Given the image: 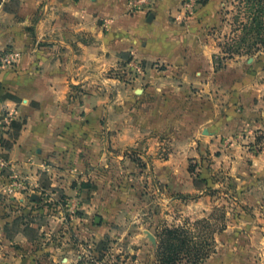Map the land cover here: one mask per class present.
I'll return each mask as SVG.
<instances>
[{
	"label": "rangeland",
	"instance_id": "rangeland-1",
	"mask_svg": "<svg viewBox=\"0 0 264 264\" xmlns=\"http://www.w3.org/2000/svg\"><path fill=\"white\" fill-rule=\"evenodd\" d=\"M128 1L132 10L150 15L166 9L159 33L172 31V56L181 63L131 61L123 70L107 71V78H120L122 93L114 113L102 117V126L127 127L131 137L128 144H116L114 131L103 129L99 161L49 160L32 178L0 168L5 178L0 264H161L158 240L165 229L176 227L192 234L202 230L198 237L205 238L215 231V252L202 264H238L230 255L236 251V228L227 238L219 229L228 214L237 218L244 186L229 169L200 178V163L189 150L190 142L195 146L192 137L205 138L213 121L222 128L233 123L230 135L222 138L246 147V166L260 150L264 132L255 140V131L247 129L251 93L256 91L254 103L264 109L263 90L252 88L254 80L264 79V47L256 44L253 20L257 6L253 0H170L168 8L161 0ZM199 117L207 126L193 136ZM208 158L200 155L201 162ZM172 169H186L215 205L203 213L189 212L186 205L197 193L169 187L180 180L172 177ZM202 220L209 228L196 224ZM186 259L175 264H188Z\"/></svg>",
	"mask_w": 264,
	"mask_h": 264
},
{
	"label": "crops",
	"instance_id": "crops-1",
	"mask_svg": "<svg viewBox=\"0 0 264 264\" xmlns=\"http://www.w3.org/2000/svg\"><path fill=\"white\" fill-rule=\"evenodd\" d=\"M161 2L171 6L170 0ZM165 12L132 10L128 0H0V119L8 121L6 159L11 175L32 178L47 161H68L69 156L99 161L103 129L114 131L116 144L129 143L130 129L112 123L104 128L101 123L102 117L114 113L122 93L120 78H107V71L123 70L131 61L181 63L172 56V31L159 33ZM8 54L12 57L5 61ZM254 81L253 91L264 94V79ZM250 96L254 107L247 115V129L255 131L257 140L264 132V109L254 103L256 91ZM206 124L196 119L192 135ZM232 124L222 128L213 121L205 138L192 137L195 146L190 142L189 157L198 158L200 178L229 169L235 182L243 184L237 218L229 219L228 214L220 234L227 238L236 228V251L230 255L238 264H264V141L246 166V147L222 138ZM202 153L209 157L204 162ZM186 169L170 171L180 180L169 182V187L197 193L186 209L203 213L216 202L195 187ZM3 179L0 175V190Z\"/></svg>",
	"mask_w": 264,
	"mask_h": 264
},
{
	"label": "trees",
	"instance_id": "trees-1",
	"mask_svg": "<svg viewBox=\"0 0 264 264\" xmlns=\"http://www.w3.org/2000/svg\"><path fill=\"white\" fill-rule=\"evenodd\" d=\"M206 1V0H204ZM249 1V0H248ZM259 13L254 17L255 27L257 30V46L264 47V0H253ZM258 47V48H259ZM7 148L9 145L7 141H4ZM194 185L197 188V184L194 181ZM197 225H202L203 228H209V224L202 221H197ZM225 228V223L219 230ZM196 234L190 233L188 228L176 227L172 229H165L161 233V238L158 240V257L161 264H175L177 260H180L187 255L186 261L188 264H202L207 258H209L215 252V231L209 232L207 238L202 235V230H197ZM198 237V238H197ZM193 238H196L193 240Z\"/></svg>",
	"mask_w": 264,
	"mask_h": 264
},
{
	"label": "built area",
	"instance_id": "built-area-1",
	"mask_svg": "<svg viewBox=\"0 0 264 264\" xmlns=\"http://www.w3.org/2000/svg\"><path fill=\"white\" fill-rule=\"evenodd\" d=\"M11 57L12 56L8 54V55H5L3 59L7 61ZM7 124H8V121L6 119H0V168L8 166V162L6 159V153H7L8 148L6 147L4 143Z\"/></svg>",
	"mask_w": 264,
	"mask_h": 264
},
{
	"label": "water",
	"instance_id": "water-1",
	"mask_svg": "<svg viewBox=\"0 0 264 264\" xmlns=\"http://www.w3.org/2000/svg\"><path fill=\"white\" fill-rule=\"evenodd\" d=\"M148 236L151 239V241L154 243L155 242L154 236L151 233H148Z\"/></svg>",
	"mask_w": 264,
	"mask_h": 264
}]
</instances>
